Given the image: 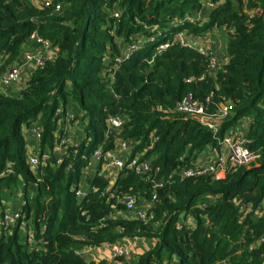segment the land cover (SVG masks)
<instances>
[{"label":"trees","instance_id":"1","mask_svg":"<svg viewBox=\"0 0 264 264\" xmlns=\"http://www.w3.org/2000/svg\"><path fill=\"white\" fill-rule=\"evenodd\" d=\"M49 1L0 0V77L36 48L33 32L59 48L57 58L32 71L21 87L0 90V174L13 170L0 176V264H110L79 252L138 238L154 239V246L135 262L118 258L123 264H264V0ZM215 30L227 38L222 60L191 39ZM178 33L188 44L175 38ZM190 93L199 102L210 98L208 113L232 105L216 135L177 108ZM60 106L85 121L84 139L73 160L58 164L51 156L35 171L23 126L42 123L40 145H53ZM110 116L122 117V127L109 128ZM242 120L247 146L259 155L255 163L223 179L171 176L208 148L220 150L219 139ZM155 136L145 157L160 170L150 178L120 172L114 200L102 196L107 179L82 177L98 147L113 149L126 139L136 154ZM161 178L170 180L157 188L151 219H125L129 213L118 199L133 193L147 202L152 180ZM80 183L91 186L83 199L74 189ZM11 198L20 216L7 224ZM112 213L118 219L100 226ZM181 216L195 227L177 228Z\"/></svg>","mask_w":264,"mask_h":264},{"label":"built area","instance_id":"2","mask_svg":"<svg viewBox=\"0 0 264 264\" xmlns=\"http://www.w3.org/2000/svg\"><path fill=\"white\" fill-rule=\"evenodd\" d=\"M50 1L45 0V4L49 5ZM61 9V4L56 6V11ZM118 15V14H117ZM193 21V20H191ZM177 40L184 44H188L185 35L178 33L175 37ZM31 42L33 41L36 48L26 49L18 62L14 63L7 71H5L0 77V90L3 92L9 91L13 88L21 87L25 83L28 76L37 68L45 66L50 60H55L58 56V50L51 41L43 38L37 32H33L30 36ZM168 44L162 45L161 48L167 47ZM198 48V47H197ZM200 49V48H199ZM207 56L209 52L207 49H200ZM119 62L121 59H117ZM217 60L213 57L210 58L211 72H215L217 69ZM190 81V79L188 80ZM20 84V85H19ZM210 103V98L206 99V103L197 101L190 93L181 102L177 104V108L187 114L195 115L199 121L212 129L216 135L222 118L227 114V110L232 108V105L221 104L222 109L218 112L208 113L207 105ZM57 121V131L55 132L53 145H47L41 147V141L43 139L44 125L38 121L27 125V136L37 141L36 151H30L27 156V162L33 170H37L39 166H43L51 156L56 157L58 164L63 163L65 158L73 160L77 154V148L80 146L84 139V133L81 132V137L76 138L75 130L79 129L75 127L76 123H84L79 119L74 112L67 110L64 111L63 106L57 108L54 114ZM107 125L109 128L119 129L122 127L124 120L120 116H110L107 119ZM81 130V129H79ZM158 140V137H154L152 144L148 146L143 152L133 153L135 144L126 139H118L113 149L104 150L102 146L98 147L91 158L89 164L82 169V177L88 178L91 175L97 173L101 177L109 181V185L106 190L101 191L102 196L108 198L109 201L116 198L117 190L113 186L115 184L118 174L124 170L134 171L138 175H146V178L151 177L153 170L159 171L160 167H154L151 160L145 157L146 152L153 146V143ZM220 147L224 150L218 152L215 157L209 160H204L199 157L192 166H185L180 169H174L171 176L185 177H199L205 175H211L215 179H223L227 172L235 170L238 167L249 165L254 162L259 155L252 152L247 144L248 140L243 136L238 129L231 128L227 131L225 136L219 139ZM219 151V150H218ZM99 168V169H98ZM12 167L8 166L1 175L5 173H11ZM170 179L164 180V178L155 180L153 179V191L151 199L144 203H139L138 197L133 193H126L118 199V203L123 204L124 210L129 213L125 219H139L148 222L153 216V208L156 202L159 201V195L157 188H160L164 183L169 182ZM91 186H84L82 183L74 187L75 194L79 199H83ZM92 189L96 192L100 191L99 187L93 186ZM112 207L116 210L117 207L112 204ZM250 209V206H248ZM86 213V212H84ZM116 213H112L100 221V226L105 227L111 218H116ZM19 210H12L7 212L5 220L7 224H13L19 218ZM181 220L177 222V228L181 229L184 226L195 227V221L191 217L181 216ZM109 250V254H107ZM89 252H97L100 254V259H109L110 264H116V260L120 257H126L130 253L128 246L119 243L103 244L98 247H88L79 252V254L88 258ZM95 261V260H94Z\"/></svg>","mask_w":264,"mask_h":264},{"label":"rangeland","instance_id":"3","mask_svg":"<svg viewBox=\"0 0 264 264\" xmlns=\"http://www.w3.org/2000/svg\"><path fill=\"white\" fill-rule=\"evenodd\" d=\"M191 37V36H190ZM192 41L196 42V46L200 49H205L208 48L207 51L212 52L213 51V55L217 56V58L220 59H224V54H225V49H226V35L224 33L223 30H215L212 33H210L207 38H201L199 39L198 37L194 38L191 37ZM199 41H198V40ZM58 52H59V48L56 46ZM221 56V57H220ZM216 58V57H215ZM216 58V59H217ZM17 88H19L17 86ZM85 122V121H84ZM83 124L80 123H76L75 127H78L79 129H81V132L84 133L83 131ZM23 133L26 137L27 142L28 137L27 135V130L25 125L23 126ZM33 151H36V147L32 146ZM29 150V148H28ZM255 163V162H253ZM252 163V164H253ZM17 199L15 198H11L10 200H8L7 202H5V205L8 207V211H12L14 209V207H16V201ZM6 207V208H7ZM10 207V208H9ZM25 230V225H23V228ZM27 231V230H25ZM124 245H127L128 248H130V253L128 256V258H124V260H128L131 262H135L138 257L141 255V253H144L145 251L149 250L150 248H152L154 246V242L155 240H149V239H132V240H121ZM107 252H109V250H107ZM88 258H93L95 259H100V254L97 252H89L88 253ZM124 260H116V264H118V262H120V264H123Z\"/></svg>","mask_w":264,"mask_h":264},{"label":"crops","instance_id":"4","mask_svg":"<svg viewBox=\"0 0 264 264\" xmlns=\"http://www.w3.org/2000/svg\"><path fill=\"white\" fill-rule=\"evenodd\" d=\"M209 48V47H208ZM220 60H222V59H220ZM20 85V84H19ZM26 127V126H25ZM246 127H247V120H242L235 128L236 129H238V132H241L242 134H244L245 133V129H246ZM75 133L77 134L76 135V138H80L81 136V130H79V129H77V130H75ZM27 136V135H26ZM28 137V136H27ZM28 148H29V150L30 151H33V149H32V146H37V141L36 140H34V139H32V138H30V137H28ZM224 149L223 148H220V150L218 151V150H216V149H213V148H208L206 151H204L201 155H200V158H202V159H204V160H209L210 158H213V157H215L216 156V154L218 153V152H222ZM16 204H18L19 205V202H17ZM18 205H16V207H14V209L13 210H16L17 208H18ZM127 246V245H126ZM107 254L108 255H110L109 254V252H107ZM141 254H143V253H141ZM126 258H128V257H126ZM106 260H110V256H109V259H106ZM95 261H96V259H95ZM96 262H98V261H96ZM118 264H120V262H118Z\"/></svg>","mask_w":264,"mask_h":264}]
</instances>
